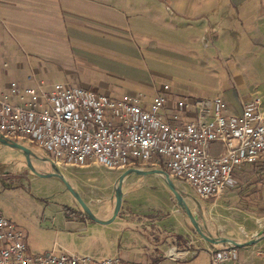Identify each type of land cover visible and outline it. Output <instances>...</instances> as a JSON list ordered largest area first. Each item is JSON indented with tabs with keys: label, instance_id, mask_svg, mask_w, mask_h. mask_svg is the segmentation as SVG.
I'll return each mask as SVG.
<instances>
[{
	"label": "crops",
	"instance_id": "crops-1",
	"mask_svg": "<svg viewBox=\"0 0 264 264\" xmlns=\"http://www.w3.org/2000/svg\"><path fill=\"white\" fill-rule=\"evenodd\" d=\"M57 82L114 97L141 93L148 101L168 85L174 97L161 113L172 123L175 97L184 95L223 96L228 114L241 113L256 96L264 101V0H0V94L11 95L12 83L23 92ZM210 149L222 152L224 145ZM68 169L93 213L110 219L122 171L94 163ZM235 178L215 201L177 188L205 232L241 243L230 264H264V161ZM49 181L60 185L56 177ZM122 191L110 222L69 202L68 211L46 219L53 242L36 244L24 231L28 250L117 256L123 264H210V250L223 246L199 235L163 175L130 173Z\"/></svg>",
	"mask_w": 264,
	"mask_h": 264
},
{
	"label": "built area",
	"instance_id": "built-area-1",
	"mask_svg": "<svg viewBox=\"0 0 264 264\" xmlns=\"http://www.w3.org/2000/svg\"><path fill=\"white\" fill-rule=\"evenodd\" d=\"M17 94L20 101H13ZM169 86L148 101L141 94L114 97L88 86L57 82L50 88L28 85L0 94V135L22 144H38L56 165L102 164L162 168L183 179L208 199L237 182L247 165L264 161V101L256 96L241 113L228 114L223 96L175 97L174 122L161 113L170 107ZM184 111L196 117L183 120ZM214 142L224 145L214 153ZM238 248L210 250V264H230ZM0 264H123L117 256L97 258L52 249L32 254L24 230L0 211Z\"/></svg>",
	"mask_w": 264,
	"mask_h": 264
},
{
	"label": "rangeland",
	"instance_id": "rangeland-1",
	"mask_svg": "<svg viewBox=\"0 0 264 264\" xmlns=\"http://www.w3.org/2000/svg\"><path fill=\"white\" fill-rule=\"evenodd\" d=\"M162 72L164 75L161 79L166 82H172V79L167 76L168 72ZM24 145L33 151V155H31V164L37 172L47 173L53 171L49 161V153L46 149L38 144L25 143ZM47 159L48 161H46ZM56 166L72 185L78 186V181L75 180V175L73 174L74 172L68 169V167H75L76 165ZM53 178L54 177H40L37 173H34L29 168L26 155L22 150L0 142V211L28 233L31 240L39 245L48 244L53 242L54 239V235L48 230L49 222L46 221L49 220H46L47 218L52 217L55 213L61 215L60 211L62 209L66 210V208H71L69 202L74 203L84 212L76 198L70 193L61 180L59 187L53 185L52 182L49 181ZM172 179L180 190H188L200 201L204 200L209 202L219 200L222 199L221 197L224 194L205 199L200 197L195 189L187 182L178 181L176 178ZM183 191V196H186V193ZM188 205L190 207V204ZM191 205L194 207L193 203H191ZM47 251H49V249ZM44 252L46 251H32L31 253L39 254Z\"/></svg>",
	"mask_w": 264,
	"mask_h": 264
},
{
	"label": "water",
	"instance_id": "water-1",
	"mask_svg": "<svg viewBox=\"0 0 264 264\" xmlns=\"http://www.w3.org/2000/svg\"><path fill=\"white\" fill-rule=\"evenodd\" d=\"M0 142L11 145L13 147H16V148L22 150L26 155V159H27V163H28L29 168L34 173H37L39 176H43V177L59 178L65 184L66 188L70 191V193L76 198V200L78 201V203L82 207L83 211L89 217H91L92 219H94L96 221L107 223V222H110L118 214L119 209L121 207V203H122V197H123L122 183H123L124 178L127 175H129L130 173H137V174H142V175L151 174V173H159L165 177L167 185L170 188V190L172 191V193L174 194V197H175L178 205L187 214L188 218L190 219V221L192 223V226L196 229V231L199 233V235H201V237L203 239H205L206 241L213 243V244H232L236 247L241 245V243H239L238 241H236L233 238L226 237V236H213L210 233L205 232L203 226L199 222L198 215L189 207L188 202L185 199V196H183L182 192L177 188L175 182L173 181V179L171 178L169 173L164 169H160V168L142 169V168H138V167H129L128 169L123 171L121 173V175L119 176L117 184H116L115 189H114L116 202H115V208H114L113 216L108 220H102L93 213V211L91 210V208L89 207L87 202L83 199V197L80 195V193L77 191V189H75V187L65 178V176L61 173V171L58 169V167L55 165V163L53 161H51L49 159L53 171H50L47 173H39L34 169L33 165L31 164V155H33V151L29 147L25 146L22 143L9 140V139L3 137L2 135H0ZM46 161H48V159ZM254 242H255V240L252 239V240H249L247 243L253 244Z\"/></svg>",
	"mask_w": 264,
	"mask_h": 264
},
{
	"label": "trees",
	"instance_id": "trees-1",
	"mask_svg": "<svg viewBox=\"0 0 264 264\" xmlns=\"http://www.w3.org/2000/svg\"><path fill=\"white\" fill-rule=\"evenodd\" d=\"M69 209L68 208H66V210L65 211H68Z\"/></svg>",
	"mask_w": 264,
	"mask_h": 264
},
{
	"label": "flooded vegetation",
	"instance_id": "flooded-vegetation-1",
	"mask_svg": "<svg viewBox=\"0 0 264 264\" xmlns=\"http://www.w3.org/2000/svg\"><path fill=\"white\" fill-rule=\"evenodd\" d=\"M59 179V178H58Z\"/></svg>",
	"mask_w": 264,
	"mask_h": 264
}]
</instances>
